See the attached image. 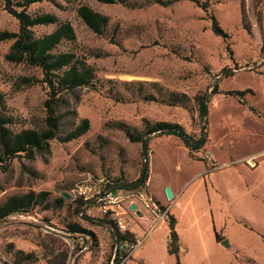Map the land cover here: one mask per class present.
<instances>
[{"label":"rangeland","instance_id":"rangeland-1","mask_svg":"<svg viewBox=\"0 0 264 264\" xmlns=\"http://www.w3.org/2000/svg\"><path fill=\"white\" fill-rule=\"evenodd\" d=\"M206 1L103 4L96 0H50L28 9L34 18L50 15L56 19L54 24L33 27L35 38L63 24L73 27L75 41H63L54 54H75L94 68L96 79L88 87L61 95L57 109L60 131L50 142V153L37 154L34 160L22 154L0 168V205L16 195L50 194L45 204L29 213L0 222V261L116 264L120 231L111 220L100 217L94 203L85 197L95 194L91 187H98L101 180L110 182V189L120 190L119 181L135 182L147 164L141 157L142 145L132 143L121 125L143 132L144 120L170 122L199 134L202 124L197 97L211 96L208 156L218 166L212 170V164L207 163L204 174L221 171L216 174L220 175L236 165L247 169L263 165L264 154L238 159L264 150V117L252 110L264 115V0H210L208 14L200 7ZM82 7L110 19L102 35L84 23L78 14ZM212 15L228 40L213 33ZM19 29V22L0 0V34L18 33ZM13 44L0 40V118L8 120L6 128L13 134L42 132L46 129L48 86L42 82L44 75L39 68L6 59ZM217 88L220 94L213 95ZM247 91L251 93L242 100L246 105L225 95ZM171 93L186 94L191 101L187 106H170ZM83 120L90 121V130L67 141ZM153 139V185L164 200L166 183L197 176L202 165L190 161L177 137ZM251 183L264 184V171L253 176ZM60 199L65 201L59 207L55 201ZM239 207L249 217L264 220L260 206L243 199ZM72 226L92 235L75 233ZM132 228L139 231L136 226ZM257 236L244 226L236 232L235 246L245 248L257 261L242 254L240 261L230 264H264V245L257 242Z\"/></svg>","mask_w":264,"mask_h":264},{"label":"trees","instance_id":"trees-1","mask_svg":"<svg viewBox=\"0 0 264 264\" xmlns=\"http://www.w3.org/2000/svg\"><path fill=\"white\" fill-rule=\"evenodd\" d=\"M50 0H4L5 10L19 22V32L9 33L4 32L0 34L1 41H14L10 52L6 59L11 63L27 64L31 67L39 68L43 75L44 84L48 86L49 95L45 102L46 108V129L42 132L36 130H25L21 133L13 134L6 124L8 120L0 118V168L8 165L15 158L25 155L30 160H34L36 155H46L50 153V142L57 139L60 131V119L57 116V109L61 104V95L66 92H73L78 88L88 87L96 79V72L93 67L88 65L85 61L78 59L75 54L61 53L55 55L54 51L65 40L75 41L76 35L73 27L70 24L60 25L52 33L43 36L42 38H35L31 29L39 25H49L56 23V19L50 15L32 17L28 13V9L38 3ZM103 4H126L127 0H96ZM204 12L210 13V0H207L200 6ZM79 16L84 23L96 34L102 35L109 26L110 19L101 15L89 7H82L78 11ZM212 30L213 33L222 37L225 40L229 36L224 32L220 26L217 18L212 15ZM251 28H247L249 31ZM264 62V58H263ZM30 81V80H29ZM251 93L247 92H227L225 95L240 99L241 104L246 105L243 97ZM213 95L220 94L219 89H214ZM211 97V96H210ZM210 97H197L195 100L198 103L199 120L202 128L199 134L189 133L181 124L170 122H156L151 123L148 120L145 122V131L138 132L132 130L127 125H121V130L124 131L132 143H139L142 145L141 157L144 158L147 164L144 165L140 177L135 182H121L119 189L124 191H133L141 187H148L150 178V142L151 139L157 136H176L189 150L193 159H196L195 154L205 150L210 142ZM190 98L186 94L171 93L169 97L170 106H187L190 103ZM254 112L259 114L256 110ZM90 130V121L83 120L79 127L71 132L66 140L72 141L82 137ZM206 164L211 163L212 168L218 167L214 162L206 159L203 160ZM149 188V187H148ZM50 197L49 193L30 192L24 195H16L10 197L4 204L0 205V222L6 218L16 215L29 213L31 210L45 204ZM64 199L55 201L60 207L64 203ZM176 219L170 216L169 227L170 243L169 252L176 257L177 264H182L180 259V238L176 230ZM112 225V224H111ZM72 231L75 233H91L82 230L79 226H72ZM118 243L121 242L136 243V238L133 234L118 233ZM217 240L221 242L223 238L217 234ZM118 244V245H119ZM20 255H24L19 252ZM32 259L33 256H28ZM5 264H8L7 262ZM120 264V260L116 261Z\"/></svg>","mask_w":264,"mask_h":264},{"label":"crops","instance_id":"crops-1","mask_svg":"<svg viewBox=\"0 0 264 264\" xmlns=\"http://www.w3.org/2000/svg\"><path fill=\"white\" fill-rule=\"evenodd\" d=\"M258 113L256 114L259 117H264L263 114ZM157 137H154L153 141ZM210 144L211 139L205 150L195 154L196 159L191 157L189 150L183 144L190 161L202 165V169L197 176L182 178L179 182L175 180L173 183L168 182L164 185V189L169 187L174 194L171 202H168L167 197L164 200L160 198L153 185L152 156L154 153L151 149L149 190L162 203L161 205L169 209L170 216L176 219L182 264H230L232 261H240L239 257L242 254L257 261V258L247 253L245 248L235 246L234 239L236 232L244 226L245 229L249 228L257 232V242L264 245V220L259 217H249L239 207L244 199L252 206H260L264 210V206H261L264 204V184L251 183L253 176L264 171V163L256 169L236 165L222 170L224 172L220 175L216 174L221 171L204 174L203 170L207 164L203 160L208 159L217 164L214 159H211L212 157L208 156ZM178 145L181 143L178 142ZM259 154H264V150L240 157L238 161H244ZM105 223L109 224L107 220ZM138 223L135 226L139 231H134L132 228L131 234L137 239L145 237V240L133 253L128 264H177L176 257L169 252L171 233L169 223L149 234L150 223L145 219ZM217 234L223 238L221 242L217 240Z\"/></svg>","mask_w":264,"mask_h":264},{"label":"built area","instance_id":"built-area-1","mask_svg":"<svg viewBox=\"0 0 264 264\" xmlns=\"http://www.w3.org/2000/svg\"><path fill=\"white\" fill-rule=\"evenodd\" d=\"M217 168H212V170ZM110 184V182L101 180L98 187H91V191L94 188L95 194L92 197L86 196L85 200L94 203L99 216L111 220L120 233H132V227L143 219L150 223L148 234L169 223V209L161 205L148 187L124 191L112 190ZM133 206H136V209H133ZM144 238H136V243L121 242V245L119 244L118 260L121 264L126 262L142 246ZM5 263L0 261V264Z\"/></svg>","mask_w":264,"mask_h":264},{"label":"water","instance_id":"water-1","mask_svg":"<svg viewBox=\"0 0 264 264\" xmlns=\"http://www.w3.org/2000/svg\"><path fill=\"white\" fill-rule=\"evenodd\" d=\"M165 194H166V197H167V199H168L169 201L173 200V198H174V194H173L171 188L167 187V188L165 189ZM64 197L67 198V199H70V196L67 195V194H64ZM133 209H136V206H133Z\"/></svg>","mask_w":264,"mask_h":264}]
</instances>
